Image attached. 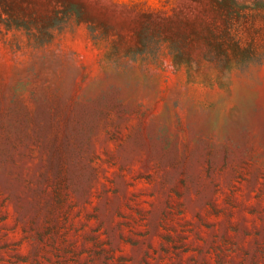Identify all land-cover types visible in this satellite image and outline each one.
Segmentation results:
<instances>
[{
  "label": "rangeland",
  "instance_id": "1",
  "mask_svg": "<svg viewBox=\"0 0 264 264\" xmlns=\"http://www.w3.org/2000/svg\"><path fill=\"white\" fill-rule=\"evenodd\" d=\"M0 264H264V0H0Z\"/></svg>",
  "mask_w": 264,
  "mask_h": 264
},
{
  "label": "clouds",
  "instance_id": "2",
  "mask_svg": "<svg viewBox=\"0 0 264 264\" xmlns=\"http://www.w3.org/2000/svg\"><path fill=\"white\" fill-rule=\"evenodd\" d=\"M65 43H66V45L74 48L79 53V58L81 60H87L88 57L91 55V53H89V51L83 47V44L79 40L73 41L71 39L70 34H68V37H67Z\"/></svg>",
  "mask_w": 264,
  "mask_h": 264
}]
</instances>
